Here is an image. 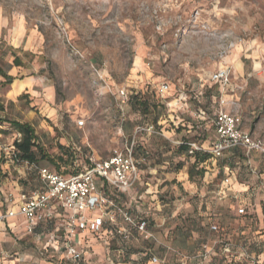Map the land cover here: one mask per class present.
<instances>
[{"label":"rangeland","instance_id":"obj_1","mask_svg":"<svg viewBox=\"0 0 264 264\" xmlns=\"http://www.w3.org/2000/svg\"><path fill=\"white\" fill-rule=\"evenodd\" d=\"M0 67L43 79L30 99L22 94L14 102L0 83V114L32 124L47 155L41 165L75 172L89 157L122 150L132 137L138 144L140 190L146 192L141 199L138 188L109 187L108 193L144 217L152 237L134 229L126 239L87 233L77 245L83 264H196L203 245L211 247L207 264H264L260 153L245 157L229 150L212 157L201 151L209 156L194 164L191 190L167 178L194 162L180 148L184 142L210 145L211 118L219 108L264 136V0H0ZM221 67L230 69L229 88L210 80ZM161 83L168 86L162 94ZM149 124L162 133L137 131ZM18 137L0 123V155L20 168L23 161L12 158ZM11 161L1 168L0 186L17 183L24 193L37 188L30 173L35 168L22 175ZM225 178L250 188L231 191ZM5 204L2 199L1 208ZM20 221L19 228L0 232V264L67 263L50 246L53 226L29 233ZM212 223L224 228V237L210 229ZM225 242L230 254L222 249ZM151 255L159 262L151 263Z\"/></svg>","mask_w":264,"mask_h":264},{"label":"built area","instance_id":"obj_2","mask_svg":"<svg viewBox=\"0 0 264 264\" xmlns=\"http://www.w3.org/2000/svg\"><path fill=\"white\" fill-rule=\"evenodd\" d=\"M230 76L229 67H221L210 74V80L220 87L229 88ZM167 88V84L161 83L157 92L162 94ZM119 95L126 96L125 90L121 89ZM223 102L222 100L221 103ZM83 122L78 119L76 124L80 126ZM212 124L215 137L210 147L205 149L194 142H184L189 154L204 151L212 157H220L230 149L241 148L246 156L258 152L264 158V136H255L244 129L238 115L219 108ZM141 130L148 134L162 133L153 124L137 128V131ZM143 160L135 155V140L132 137L125 142L122 150H116L104 158L89 157L87 165L68 174L36 166L34 162L23 161L27 167L36 169L40 184L30 192L23 193L17 209L0 210V222L22 215L25 219V229L31 233L39 222L61 215L65 233L59 252L67 260V264H76L81 258V251L75 240L77 235L89 233L101 237L113 233L126 237L134 229L146 237H152L147 231L148 222L144 217L135 216L129 210L123 209L103 189L106 185L118 191H129L139 180V165ZM225 181H228V178H225ZM233 197L238 198V195ZM7 200L12 201L13 197L8 195ZM237 212L244 214L245 207H238ZM210 229L218 232L221 237L225 235L215 223L210 224ZM222 249L226 254L231 253L229 243L225 242ZM210 251L211 247L203 245V258L197 264H205ZM40 254L45 256L43 252ZM180 257L183 261L188 258L186 255ZM150 262L158 263L159 260L157 256L151 255Z\"/></svg>","mask_w":264,"mask_h":264},{"label":"crops","instance_id":"obj_3","mask_svg":"<svg viewBox=\"0 0 264 264\" xmlns=\"http://www.w3.org/2000/svg\"><path fill=\"white\" fill-rule=\"evenodd\" d=\"M23 70H25V69L23 68ZM2 71H3L4 74L3 75L0 74V83H1V85H5L6 87H5V89H3L1 91V93L3 95L7 94L8 100L13 101V102L15 100H17V98L20 97L22 94H23L24 97H28L30 99L31 97L29 95H27V94H29L30 92L36 93L38 87L42 86V84H43V79L40 76H38L37 74L36 75L28 74V73H25L24 71H23V73L21 71L20 72H18V71L11 72V71H6L4 69H2ZM6 76L12 77L10 82H7ZM0 110L2 112V107H0ZM33 114L34 113L32 111H29V113L26 115V117L27 118L28 117L32 118ZM0 116L1 117H5V116H3L1 114H0ZM18 120L21 121V122L29 123L27 119L23 120V118H21V119H18ZM2 123H7V122H2ZM29 124H31V123H29ZM211 126H212V122H211ZM243 128L248 130L249 132H251L253 135L258 136L256 134H254L252 131H250L249 129H247L245 127H243ZM212 131H213V137H212V140L210 142V145H211V143H212V141H213V139L215 137V132H214L213 126H212ZM34 132L37 135L36 130H34ZM38 140L39 139H38V136H37V142H39ZM210 145L208 147H210ZM201 146L203 147V145H201ZM1 159L2 160L0 161V171H1V168H2L3 164H5L7 166V168H9V165H10L9 161H11V160H4L2 156H1ZM205 159L203 161H199L198 163H200V164L204 163ZM42 161L43 160L39 159L37 162H35V164L37 163L40 166L47 167V168H49L52 171L60 172L62 174H68V173L72 172V171L66 170L65 167L63 168V170L57 171V170H55V166H54V168H50V167H48L46 165H41ZM11 164L14 165L13 161H11ZM26 168H28V167L25 164L21 165L20 168H19V166L17 164L13 166V169H17L19 172H21L22 175L27 174L25 172ZM187 169L184 172H181L179 175L178 174L167 175V178H171V179L177 178V180L181 181L180 185H182L184 189L185 188H189V190H191V189H193L194 186L190 183L189 180H187L188 179ZM64 170H65V172H64ZM66 171H68V172H66ZM30 173L34 174V176L36 178V181H37V186H39L40 181H39V178H38V176L36 174V171H34V169H33V172L30 171ZM142 174H143V170L140 168V176H139L138 182L136 183V185L133 188H131L127 192H130L131 190L137 189V188H138V191L140 190V186H142L144 184L143 183L144 181H143V179L141 177ZM262 176L264 177V174H262ZM233 180H235V178L234 179L228 178V183L231 185L229 187L231 191L232 190L233 191L241 190L242 188H245V189L246 188H250L248 186L244 187L245 185H242L237 180H235V182H233ZM23 184H24V182H23ZM226 191L229 192L228 188H227ZM145 192H146V190H144V189L140 190L139 191V195H138V199H141ZM23 193H24V189H23V192H20V186L17 183H15V186L12 183L10 185V187H8V185L0 186V199L2 198L4 203H6L5 207L1 208V205H0V210H6V209H11V208L12 209H17L18 205H19V203L21 201V197H22ZM9 194L13 195V200L12 201H8L7 200V197H8ZM19 217H20V219H19ZM21 219L23 220V224H24V227H25V219H24V217L22 215H17V216H15L13 218L7 219L6 221L0 222V232L3 229L12 231V229L15 226H18V228H19V224L21 223V221H20ZM84 237H85V235H77V236H75V240L77 242H80L81 239H83Z\"/></svg>","mask_w":264,"mask_h":264},{"label":"trees","instance_id":"obj_4","mask_svg":"<svg viewBox=\"0 0 264 264\" xmlns=\"http://www.w3.org/2000/svg\"><path fill=\"white\" fill-rule=\"evenodd\" d=\"M14 64L16 65H20V61L18 59V57H15L13 60ZM0 74L3 75V71L0 67ZM7 82H10L12 77L10 76H6ZM216 84V83H215ZM142 105L145 107V103L143 102ZM215 113L213 114V117L211 118V122L212 119L214 118ZM2 122H7L9 124V126L17 131L20 136L16 139L13 140L12 143V158L13 160L15 159L17 162L19 161H28V162H37L39 160V158H47V155L44 153V151L42 150V148L39 146V143L37 142V135L34 132V128L31 124L27 123V122H21L18 119H14V118H6V117H1L0 116V123ZM158 130H160L162 132L161 127L153 124ZM213 126V124H212ZM138 147V144L135 143V155H136V148ZM180 148L182 150H184L185 152L187 151V146L181 145ZM229 151V150H228ZM230 151L233 152H238L239 154H242L246 157V154L244 152L243 149L241 148H233L230 149ZM194 155V162L193 164H191L188 169H187V173H188V179L192 180V175H193V168H194V164L198 163L199 161H203L205 158H207L209 155L206 153H203L201 151H195L193 153ZM1 156H0V161H1ZM36 166H40L36 163ZM59 166H57L58 168ZM141 168V167H140ZM36 171V169H35ZM60 171V170H58ZM65 172V170H64ZM68 172V171H66ZM73 172V171H72ZM203 172L201 171L199 173L200 176H202ZM38 187V186H37ZM103 189L105 191V193L109 196H111L112 198H116L113 197V195H110L109 192V187L104 185ZM122 192V191H120ZM44 226H53L54 227V231L53 234L56 237L54 240V244H51L50 246L52 247L53 251H55L56 253H58V255H60L61 259H64V256L62 255V253L59 252V248L61 247L62 243H63V239H64V227H63V217L61 215H55L50 219H47L45 221L39 222L33 232H37V231H42ZM221 231L225 234L224 232V228L220 227ZM131 233V232H130ZM113 234V233H112ZM115 235V234H114ZM130 235V234H129ZM129 235H127L126 237H120L122 239H126L129 237ZM117 236V235H115ZM79 242L76 241V244L78 245ZM57 249V250H56ZM47 251V250H46ZM81 251V258L77 261L76 264H83V260H84V255L82 250ZM42 252V251H41ZM45 252V251H44ZM43 252V253H44ZM198 260V259H197ZM44 261V260H43ZM200 260L196 261V264L199 262ZM52 264V263H50ZM64 264H67L66 262ZM205 264H207V262L205 261Z\"/></svg>","mask_w":264,"mask_h":264}]
</instances>
